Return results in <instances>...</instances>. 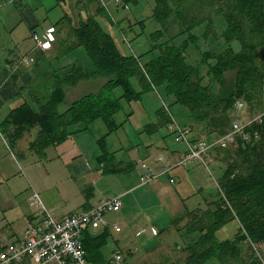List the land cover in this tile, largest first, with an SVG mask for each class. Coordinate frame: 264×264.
I'll return each mask as SVG.
<instances>
[{"label":"trees","instance_id":"trees-1","mask_svg":"<svg viewBox=\"0 0 264 264\" xmlns=\"http://www.w3.org/2000/svg\"><path fill=\"white\" fill-rule=\"evenodd\" d=\"M93 1L80 0L79 4L83 3L87 9L90 7L87 4L92 5ZM133 1L136 2L124 0V4ZM66 3L67 0H58L59 5ZM113 5L118 6L116 3ZM205 6L218 7L224 16L227 28L222 36L226 46L220 51L208 50L195 65L187 61L186 44L182 46L171 40L159 44V55L143 64L141 58L124 55L120 51L113 35L106 31L93 13L88 14L86 20H81L79 26L73 25L67 16L68 27L73 28L76 40L70 47L56 49L55 56L69 55L77 48H84L91 58L93 69L88 71L83 66L76 67V64L61 74L53 66L52 58L42 53L43 56L35 63L36 76L29 89L32 101H26L14 109L1 125L10 145L14 146L27 132L38 128L30 147L32 151L45 156L48 147L65 142L71 134L70 127L78 123L89 128L92 121L100 118L109 125L110 132L114 131V115L122 108L120 100L141 99V92H137L132 84L134 76H138L141 83L151 89L162 88L172 105L180 104L188 109L196 124L206 126L209 142L232 128L238 102L245 104L246 109L253 113H263L264 0H156L153 17L163 26L174 19L180 26V34L188 31L191 35L196 27H211L207 20L212 18L202 13ZM98 11L99 14L105 13L104 16L112 21L100 3ZM191 40V44H196L194 35ZM235 41L240 43V51L231 47ZM210 60H214V65H209ZM42 63L46 64L43 66ZM205 65H208V81L203 74ZM105 75L109 80L99 92L74 101L64 113L59 110V105L67 99L66 87H76L82 80ZM117 87L125 89V94L118 98L114 95ZM41 91L45 92V96H40ZM158 113L164 115L167 123L166 112L161 109ZM247 131L252 137L250 143H240L232 150L216 149L229 165L219 180V197L212 203L217 209L209 208L190 214H203V218L187 228L191 234H201L187 247L189 256L185 264H206L222 255L233 260L240 250V239L264 242V117L263 122H254ZM198 137H201L200 132ZM99 141L102 147L100 159L109 160L111 152L105 147V138ZM238 169L243 174H238ZM222 192L229 205H225ZM234 219L240 221L235 240L220 241L216 236L217 231ZM199 224L201 227H198ZM109 237L108 227L99 234L86 233L84 242L90 262H106L102 248ZM253 259L252 264H258L259 254H254Z\"/></svg>","mask_w":264,"mask_h":264},{"label":"rangeland","instance_id":"rangeland-1","mask_svg":"<svg viewBox=\"0 0 264 264\" xmlns=\"http://www.w3.org/2000/svg\"><path fill=\"white\" fill-rule=\"evenodd\" d=\"M79 1L67 0L66 5H62L63 7H65V13H70L72 9L71 6H73L74 2L77 3L79 9L84 10L85 8L83 7V3H81L80 5L78 4ZM108 1V10L106 9V13L110 16L114 23L104 16L105 13L99 14L98 4H102L101 0H98L97 2H95L94 0L92 5L87 4L90 7L92 6V11L91 9H88V7L87 12H91V14L93 13L92 15H96V18L100 21L106 31L113 35L120 51L124 55H134L138 58H141V62L143 64L148 63L153 57L158 56L160 53V46L158 45L166 42L167 40H171V42H174L175 44H182V46L186 44L185 55L187 61L194 65L198 63V61L206 52H209L208 50L220 51L222 48H224V46H226L222 34L227 28V22L224 16L220 14V9L218 7L216 9H213L210 6L203 7L205 8L202 12L203 15L205 17L210 16L212 18L210 20H207L209 21L211 27L208 26L207 29L206 25L196 27L190 35V32L188 31L183 34H180V26L174 19L169 20L168 25L165 23L166 26H163L162 23L155 20L153 15L154 9L156 7V0H136V2L133 1L129 4L127 3V5L124 4V2L121 6L118 5L117 7L113 5V2L111 0ZM53 13L58 14L59 11ZM86 15L87 14L85 13H82L81 15L74 14V24L78 26L81 20H86ZM69 25L70 24H67L65 27H63L64 33L62 35L59 34L58 37H56V41L54 42L53 48L47 51L49 53V56H54L56 54V49H62L63 46L70 47L71 43L76 40L74 39V30L72 27H68ZM24 31V27H21L18 31V34H22ZM159 31L162 32L158 34ZM35 34L36 33L33 34V39L31 38V40L28 41V47H36V42L34 40ZM37 34L43 33L40 32ZM193 35L195 36L196 44H191V36ZM231 47L235 51L241 50V45L237 41L233 42L231 44ZM25 52L26 51H23L19 53V55L24 54ZM47 52L43 53L47 54ZM40 56H43V54L40 53ZM52 60L53 66L61 74L66 73L69 68H72L71 66L76 64V67L79 68V66H83L84 69H88V71H90V69H93L91 58L88 56L84 48H77L69 55L61 56L58 58L55 57ZM35 62L36 60L31 61V63L29 64L23 65L29 67ZM46 63H42L43 66ZM209 65H214V60H210ZM207 70L208 65H205L203 74L205 76L206 81L209 80ZM89 80L91 81L90 83L80 85L79 88H76V96L74 87H66L67 99L65 102L59 105L60 111H66V109L74 100L81 97L78 96L80 94L88 93L89 91L99 92L101 89L98 87H102L105 83H107L109 77L105 75ZM83 81L84 80H82L81 82ZM132 84L134 89L137 90V92H141L139 97L141 99L128 100L126 98H123L120 100L122 108L114 115L113 122L114 126H116V129L114 131L110 132L111 129L109 125H107L106 122H104L100 118L90 123V125H92L91 129L88 131L82 132L84 130H81L79 128L72 129V133H76V135L74 134L73 136V142L76 143L77 139L80 144L81 142L84 143L85 147L83 151H79V153H81L82 155H80L77 159V163H64L61 160H56L60 157L57 153H54V151H48V153L46 152L50 156V158H48L47 160H40L39 156L36 153L32 154L30 151H28L24 158H20V160H22L21 165L25 172V174L23 173L25 180L26 177L30 176L35 182H40L38 185L40 186V189H38L37 191L40 192L41 198L44 203H46V199L51 201L52 203H56L57 190L55 189V187H47L46 189L43 187V185L49 186L59 183L63 188H77L75 194L71 196V201L67 205L64 204L63 209H68L71 207L74 209V211L76 210L77 213L85 211L83 210V206L78 205V203L85 198L84 193L81 190L83 187L87 192L92 194L91 197L94 198L92 199V201H97L98 199L105 197L120 196L123 202V206L125 207L127 205L126 197L122 196L119 190L120 187L123 185V182H125L126 184L130 183L127 180V177L129 176V178L134 180L135 184H141V166L144 163L143 161H145V164H147L150 168L149 164H151L154 159L160 155V152L155 148L149 149V151L147 149L145 151L142 149L140 156L141 158H136L137 160L140 159L138 162L139 166H136V169L133 170L130 175H128V173H116L111 171L104 173L103 175L101 174L102 177H100L99 171L101 166L99 165L97 159L100 152L98 150V146H100L98 140L105 138V147L111 153L112 150L116 151L117 149H119L123 143L124 146L127 148L126 143H130V139L134 141L135 144L144 143L147 145V143H150V141H152L160 143V145L157 144L159 146L165 145L166 147H173L176 144V140L169 128L171 118L169 114H166L167 112L171 113V115L176 119V122L179 123L181 126H189L193 131V136L195 139L209 141L210 136L206 132V126L204 124H196L195 120H193V118L191 117L189 110L184 108V106L180 104L172 105L171 101H169L164 96L162 88L155 87L151 89L150 87L145 86L146 84H142L141 79L138 76H134L132 78ZM124 94L125 89L123 87H117L114 90V95L117 98L123 96ZM24 95H30L29 98H31L32 100L30 92L29 94L28 91L24 92ZM40 96H45V92L41 91ZM171 98L172 102L175 103L174 98ZM5 109H10L8 104L6 105ZM161 109L166 112L165 116H167L169 119L167 123L166 121H164V115H159L158 113ZM258 114V112L253 113L252 111L248 110L245 113V117L251 118ZM198 131L201 135L200 138L198 137ZM180 144L184 143L182 142ZM75 145L76 144H74V146ZM75 147L78 148L77 145ZM226 149L232 150L233 147L231 146ZM129 151V149H126L125 154H127ZM161 158H163V160H161ZM211 158L208 162V166H205L200 162L198 163L205 166L210 171L209 172L204 167L205 169L203 174H205L206 179L208 180V184L211 185L208 190L205 189L207 191L205 195L208 197L213 196L214 198H217L220 189L219 180L224 170L226 169V166H228L229 164L226 161H223V163L218 164L217 167L216 165H213L211 163ZM158 160L162 162L165 169L169 167L173 168L175 166H169V164H166L164 156H161ZM233 161L234 160H232L231 163H233ZM219 168H221L222 170H220ZM236 171H238V174H243L240 169ZM17 176L19 177L14 179L15 181L12 183L11 186L14 187V184L17 185L20 182L22 187L24 188V181L19 180V178L23 176L18 174ZM49 189L56 190L54 193L50 194L51 200L49 196L45 197L43 194L44 191ZM8 190L9 186L2 188L0 189V194H3ZM223 193L224 192H222V194ZM136 196V201H129L130 207L135 211L141 209L143 210V205H150V202H148L147 204L142 202V199L140 197L141 193H137ZM222 198L224 199L223 201L225 202V205H229L230 202L225 201L224 194ZM155 201L156 200L154 198L152 202ZM27 205V211L29 213H36V215H38V208L32 205V197L29 201H27ZM211 209L216 210L217 206L214 204L212 205ZM144 213L148 217L145 222L140 218L142 214L141 212H134V218L132 219V221H135L136 229L148 225L150 226L145 233L141 232L140 236H136L138 232L136 229H133V227H130L129 229L128 227L124 226L125 224L130 225V222L123 221L125 220V216L123 215V213L109 214V219L107 218L108 221L111 219L110 221L113 223L114 221H117L123 224L124 229L126 228V231L131 232V234L128 238L127 245L120 246L122 250L114 244L113 239L110 238L111 236L109 237L108 244L106 245L104 250L107 254L106 264H185L189 256V251H186L187 247L201 234L199 232H197L196 234H191L190 232H187V228L189 224H192L196 220L203 218V214L190 216V214H193L190 213L187 217V220H185L186 218H183L180 219V221L179 219H177V217L173 221V219H170V216L167 214L169 213V210L160 205L150 210L144 211ZM2 217L3 214L2 212H0V246L4 243H6V245H9L14 241L13 236L11 235V229L7 223L3 222L4 220H1ZM132 221L131 223L133 224ZM182 221H184L183 225L185 227L182 226ZM10 222L12 223V221ZM113 223H110V226L108 228L111 234H115L113 226L111 225ZM180 223L181 228H184L178 232V226L180 225ZM119 226H121L122 229V225L119 224ZM198 227H201V224H199ZM154 229L157 235L154 233ZM239 230L240 221L238 219H234L224 225L220 230H218L216 236L220 241H234ZM127 232H124L122 234L116 233L115 235L116 237H122ZM238 244L240 250L234 256L233 260H231L232 258L230 257L228 259V257L222 255L219 258L212 259L206 264H252L254 260V254H259L260 261L258 264H264V242H255L250 239L244 241V239H240ZM112 249H114L115 251L120 250L123 253L124 260L119 263L112 260V256L115 253L112 251ZM128 249L133 250L132 255L129 254ZM147 254L151 255L152 258L149 257L148 260H145Z\"/></svg>","mask_w":264,"mask_h":264},{"label":"crops","instance_id":"crops-1","mask_svg":"<svg viewBox=\"0 0 264 264\" xmlns=\"http://www.w3.org/2000/svg\"><path fill=\"white\" fill-rule=\"evenodd\" d=\"M71 7L72 9L70 13H65V7L59 5L58 0H3V2L2 0H0V189L9 186L8 191L0 194V212H2L3 214L1 220H4L3 222L7 223L11 229V235L13 236L14 240L12 243L24 240L26 230L31 224L36 223L39 219V213L38 215H36V213L31 214L27 211V201L31 199L34 192H37L40 195V192L37 191L38 189H40V186H38L40 182H35L30 176L26 177L25 180V172L21 165L22 160H20V158H24L28 151H30L32 154L36 153L39 156L40 160H47L48 158H50L49 154H47L48 151H54V153H57L60 157L56 160H61L64 163H77V159L80 155H82L81 153H79V151H83L85 147L84 143L81 142L80 144L77 139L76 143L73 142V136L74 134L76 135V133H72V129L79 128L81 130H84L82 132H85L90 130L92 125L89 124V128H86V125H84L83 123H78L71 126V134L66 139V141L59 145L48 147L45 156H41L37 152L32 151L30 147L31 142L36 138L38 128H34L31 132H27L24 137L20 139L14 146L10 145L1 130L2 123L14 109L20 107L26 101H32L31 98H29L30 95L26 96L24 95V92L28 91L29 94V89L32 86L34 77L36 76V62L31 64L29 67H26L22 64V59L26 57H33L37 61L39 57H42L40 56V53L47 52L37 50L35 49L36 47H28V41L31 40V38L33 39V34L54 31L55 36L58 37L59 34L62 35L64 33L63 27L69 24L67 16L71 20V23L75 25L73 21L74 14L81 15L82 13H85L87 14L86 16H88V14L91 13L87 12V9H84L85 12L83 9H79V6L75 2ZM88 9H91L92 11V6ZM56 11H59V13L54 14L53 12ZM21 27H24L25 31L22 34H18V31ZM23 51L26 52L19 55V53ZM48 54L49 53L47 52L46 55ZM50 57L53 59L56 56L50 55ZM90 82V80H84L83 82H80L76 87H74L75 96L77 95L76 88H79L80 85H85ZM98 88L101 89L100 86ZM90 93L93 92L89 91L88 93L80 94L78 96L81 97H79L78 99ZM72 103L66 109V111H68ZM7 104L9 105V110L5 109ZM130 141V143H126L127 148L123 143L122 146L116 151L112 150L109 160L102 161L100 159L102 154V147L101 142L98 140V143L100 145L98 146V150L100 152L97 159L99 165L101 166L99 171L100 177H102L101 174L103 175L104 173L111 171L116 173H128V175H130L133 170L136 169V166H139L138 162L140 159L137 160L136 158H141L140 156L142 149L144 151L146 149L149 151V149L155 148L160 152V157L164 156L165 162L166 164H169V166H176L182 155L187 151V146L185 144H180L176 141V144L173 147H166L165 145L159 146L160 143L152 141H150V143H147V145L144 143L135 144L131 139ZM74 144H76L79 149L75 147L76 145L74 146ZM126 149L130 150L127 154H125ZM211 155V163L213 165H216L218 167V164L223 163L224 159L222 158V154H220V152L216 150L213 151ZM159 156L156 157L151 164H149L150 168L147 165L148 169L157 174L165 172L164 165L158 160L160 158ZM143 162L145 163V161ZM204 167L205 166L201 165L198 162H193L191 164L189 163L186 166L174 168L169 173L162 175L152 184H142L141 182V184L138 185L135 184L134 180L129 178L128 176L127 180L130 183L126 184L125 182H123V185L119 189L122 196L126 197L127 202V205L125 207L123 206L124 208H122L119 213H123V215L125 216V220L123 221L130 222V225L125 224L124 226L128 227L129 229L130 227L136 229L135 221H132V219L134 218V212H141L142 214L140 218L145 222L148 217L144 213V211L150 210L159 205L169 210V213L167 214L170 216V219H173V221L177 217V219L179 220L183 218H186L185 220H187V217L190 213L199 212V210H201L200 212H202L211 208L212 203L219 197V193L217 195V198H214L213 196L208 197L205 195V193L207 192L206 190H208L211 185L208 184V180L206 179L205 174H203L204 169L206 168ZM141 168V174L143 176L147 169H144L142 166ZM219 169L222 170L221 168ZM17 174L23 176L19 178V180L24 181V188L22 187L20 182L17 185L14 184V187L11 186L15 181L14 179L19 177L17 176ZM170 178H175L176 183L172 184L170 182ZM43 187L46 189L47 187H55V189L57 190V202L52 203L51 201L46 199V203H44L47 209L53 215L57 217H64L66 215L77 212L76 210L74 211V209L71 207L68 209H63V205H67L71 201V196L75 194L77 189L76 187L67 189L63 188L59 183L49 186L43 185ZM55 189L44 191V196H49L51 200L50 194L54 193L56 191ZM81 190L84 193L85 198L81 200L78 205L83 206V210H88L97 206L102 199L101 198L97 201H92V199H94L93 197H91L92 194L87 192L84 187ZM137 193H141L140 197L143 203L147 204L148 202H150V205H143V210L141 209L135 211L130 207L129 201H136ZM154 198L156 201L152 202ZM10 221H12V223ZM131 221L133 222V224L131 223ZM184 221L181 222L182 226H184ZM110 223L113 222L110 221ZM181 223L178 226V232L185 227L184 226L183 228H181ZM113 224L122 225L121 231H116L113 227L115 234H122L124 232H127L126 228L124 229L123 224L117 221H114ZM113 224L111 225L113 226ZM149 227L150 226L148 225L136 229L138 232L136 236H140L141 232L145 233L149 229ZM101 231L102 229L91 232L93 234H99L101 233ZM153 231L156 234L155 229ZM115 234L110 233V238H112L114 244L122 250L120 246L127 245L128 238L130 237L131 232L128 231L122 237H116ZM107 244L108 242L106 243V245ZM5 245L6 243L0 246V251L4 248ZM106 245L102 248V251L104 253L103 257L107 262V254L104 251ZM112 251L115 252L114 249H112ZM128 251L129 254L132 255L133 250L128 249ZM149 257L152 258L151 255L147 254L145 260H148ZM106 262L102 264H106ZM91 263L95 264L94 262ZM21 264L32 263L29 261H25Z\"/></svg>","mask_w":264,"mask_h":264},{"label":"built area","instance_id":"built-area-1","mask_svg":"<svg viewBox=\"0 0 264 264\" xmlns=\"http://www.w3.org/2000/svg\"><path fill=\"white\" fill-rule=\"evenodd\" d=\"M102 6L108 10L106 0H101ZM113 3L122 5L124 0H111ZM36 48L48 51L54 46L56 36L54 31L43 34H35ZM34 58H23L22 64L31 63ZM168 108V107H167ZM248 111L245 104H236V117L232 128L220 137L212 141L195 139L193 131L189 126H181L176 119L168 113L171 118L169 128L175 137L176 142L184 143L187 151L182 155L176 166L165 169V172L157 174L147 168L143 163L142 167L147 169L142 176V184L155 182L162 175L169 173L176 167L185 166L188 163L200 162L208 166L213 151L219 148H237L240 143H250L252 137L247 131L254 122H263L264 112L254 117H245ZM258 137V134H256ZM163 160V158H161ZM172 184L176 183L175 178H170ZM32 205L36 206L39 213V220L33 223L25 232V239L9 245H5L0 251V264H21L29 261L32 264H92L87 257L85 247V236L89 231H97L109 227L108 216L112 213H119L123 207L121 197H105L100 200L97 206L80 213H73L64 217L53 215L45 206L41 196L34 192ZM116 231H121V226L113 224ZM113 260L117 263L124 260L123 253L115 251Z\"/></svg>","mask_w":264,"mask_h":264}]
</instances>
